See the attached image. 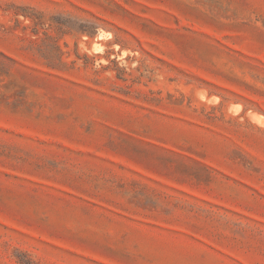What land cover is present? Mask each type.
<instances>
[{
	"label": "rangeland",
	"instance_id": "1",
	"mask_svg": "<svg viewBox=\"0 0 264 264\" xmlns=\"http://www.w3.org/2000/svg\"><path fill=\"white\" fill-rule=\"evenodd\" d=\"M0 264H264V0H0Z\"/></svg>",
	"mask_w": 264,
	"mask_h": 264
}]
</instances>
